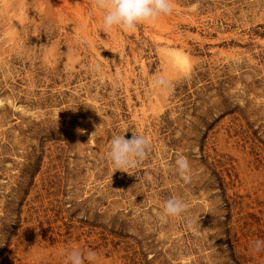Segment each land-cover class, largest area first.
Segmentation results:
<instances>
[{
	"label": "rangeland",
	"instance_id": "1",
	"mask_svg": "<svg viewBox=\"0 0 264 264\" xmlns=\"http://www.w3.org/2000/svg\"><path fill=\"white\" fill-rule=\"evenodd\" d=\"M173 5L106 33L93 0H0V264H264V0ZM133 134L148 154L115 171Z\"/></svg>",
	"mask_w": 264,
	"mask_h": 264
},
{
	"label": "clouds",
	"instance_id": "2",
	"mask_svg": "<svg viewBox=\"0 0 264 264\" xmlns=\"http://www.w3.org/2000/svg\"><path fill=\"white\" fill-rule=\"evenodd\" d=\"M93 7L101 13L100 29L103 32L119 30L123 32L134 30L139 24H151L163 16L171 15L174 11L173 0H93ZM153 86L166 88L168 82L163 77H157ZM149 141L143 135L133 134L131 139L125 135H117L111 139L107 159L115 171L135 168L146 158L149 149ZM191 164L189 160L180 155L175 160V172L185 182L191 180ZM188 205L181 198L167 199L158 218L161 222H167L171 218L181 217ZM253 253L264 252V239L252 242ZM65 264H97V254L88 250L82 252L79 249L66 251Z\"/></svg>",
	"mask_w": 264,
	"mask_h": 264
},
{
	"label": "bare ground",
	"instance_id": "3",
	"mask_svg": "<svg viewBox=\"0 0 264 264\" xmlns=\"http://www.w3.org/2000/svg\"><path fill=\"white\" fill-rule=\"evenodd\" d=\"M175 56H176V59H177L178 61H179V59H180L182 62L185 61V58L182 56V54H180V53H176ZM177 63H179V62H177Z\"/></svg>",
	"mask_w": 264,
	"mask_h": 264
}]
</instances>
